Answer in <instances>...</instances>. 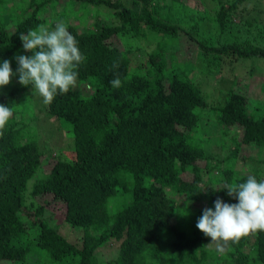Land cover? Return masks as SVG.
Returning <instances> with one entry per match:
<instances>
[{"label": "trees", "instance_id": "16d2710c", "mask_svg": "<svg viewBox=\"0 0 264 264\" xmlns=\"http://www.w3.org/2000/svg\"><path fill=\"white\" fill-rule=\"evenodd\" d=\"M215 1L219 8L208 17L185 0H0V64L9 60L15 72V57L31 55L20 34L60 21L86 58L76 89L51 104L21 85L18 74L0 87V104L13 111L0 136V264H98L100 249L114 243L116 255L105 264H264V231L219 252L196 227L218 197L238 202L228 184L249 175L264 180V167L249 174L236 168L249 158L241 155L245 146L256 148L264 164V112H254L234 86L210 103L191 77L196 61L185 67L166 55L174 39L188 38L199 48L196 58L219 73L264 57L256 44L264 24L245 0ZM91 9L101 18L89 24ZM207 20L217 37L202 31ZM133 38L154 42V50L133 61ZM117 77L121 86L114 88ZM229 77L239 84L237 74ZM209 114L220 143L227 129L237 132L222 158L205 146L210 122H200ZM46 133L60 142L50 143ZM195 202H205L203 209ZM52 220L79 232L76 241Z\"/></svg>", "mask_w": 264, "mask_h": 264}, {"label": "clouds", "instance_id": "9594fccd", "mask_svg": "<svg viewBox=\"0 0 264 264\" xmlns=\"http://www.w3.org/2000/svg\"><path fill=\"white\" fill-rule=\"evenodd\" d=\"M20 40L23 49L31 55L15 57L18 64L15 72L9 60L0 64V87L10 84L11 78L18 74V82L23 86L31 85L46 105L57 95L76 89L79 68L86 58L66 23L38 25L26 34L21 33ZM110 83L114 88L121 86L119 77ZM12 117L11 107L0 104V136ZM225 189L238 202L225 203L218 197L214 209L204 208L196 223L197 229L210 237L219 252H224L230 242L236 243L242 237L264 231V180L249 175L245 182L228 184Z\"/></svg>", "mask_w": 264, "mask_h": 264}, {"label": "rangeland", "instance_id": "374dc122", "mask_svg": "<svg viewBox=\"0 0 264 264\" xmlns=\"http://www.w3.org/2000/svg\"><path fill=\"white\" fill-rule=\"evenodd\" d=\"M229 0H223L224 2H227ZM185 2L191 6V7H200L207 10L208 17H212L215 10L219 8V4L215 0H185ZM203 4V5H202ZM243 6L249 9V12L251 13V16H254L257 20H260L258 23L264 24V0H245L243 3ZM253 6V10H252ZM253 11V13H252ZM101 18L100 15H95L94 9H91L89 16H88V23H92L95 19V17ZM195 16V15H194ZM193 16V17H194ZM197 19L198 22H201L200 19ZM69 22L71 24L77 23V19L75 18V15L68 18ZM207 27L205 29H202L203 32H206L207 35L211 34L217 37L218 28L214 24V21H208L207 20ZM255 24V23H254ZM260 31V30H259ZM262 34H264V30L262 29ZM197 35V34H196ZM195 35V36H196ZM229 36V35H228ZM264 36V35H263ZM225 35H220L219 38L223 41ZM198 38H203L202 36L198 35ZM227 38V37H226ZM185 39V40H184ZM182 38V41H178L177 39H174L170 45H168L167 49V56L170 57L171 60H173L172 55H174L175 61L180 62L185 67H192V62L196 61V69H193L191 72V77L198 81L201 88L204 89V94L206 98L211 102H216L219 100L222 94H226V91L231 87L234 86V90L241 92L245 94V96H248L249 101L251 102L250 106H254V112H264V57H252L250 59L245 60L243 63H239L233 66L230 65H224V68L219 73L217 71V68L213 63H209L210 66H207L206 61L208 59L203 58H196L197 53L199 52V48H197L196 44L194 45V41H190L188 38ZM181 40V39H180ZM131 46H129L131 50V57L133 58V61H140L143 58V55L145 52H150L154 50L155 44L154 42H146L143 40H139L137 38H133L130 40ZM256 44L260 46H264V40L262 38L259 39V37L256 36ZM117 46L122 48L121 42L118 41ZM173 52V53H172ZM171 54V55H170ZM135 63V62H133ZM251 68V75L248 77L247 70ZM237 74L239 77V84L233 83V80H230V75ZM228 77V78H227ZM237 85V86H236ZM198 111L202 113L208 112L207 108H198ZM42 119L44 118L41 116ZM209 120L210 124L205 127V130L210 132L212 138L209 143H206V138L201 139L203 142H205V146L207 149L211 152L214 157L222 158L227 151L233 147V144L230 142L234 140V137L236 138L237 132H234L235 129H227L226 133H223L224 136H222L221 143L219 142V134L218 129L213 128L211 130V126L216 123L215 121V115L209 114L204 115L201 124L203 122H206ZM49 126H46V129ZM207 134V133H206ZM210 134H207L209 136ZM50 133H46L45 136L48 138L50 143H59L60 140H55L54 136H50ZM239 135V133H238ZM202 136V135H200ZM219 139V140H218ZM52 140V141H51ZM55 147L58 149H61L62 146L59 144H55ZM241 155H244L246 157H249L246 160H242L241 158L238 160L236 168L244 173L249 174L252 173V170L254 168H262L264 167L263 163H258L255 158L256 157V148H253V146H245L241 150ZM264 170V169H263ZM188 178H191V174H185ZM205 202H195L191 206L194 207V209H203ZM53 224L57 225V220H52ZM59 232L67 237L70 241L75 242L76 237L79 235V232L72 230L67 223H61L57 225ZM209 246L212 248H216V245L214 243H211V240L209 241ZM117 252V245L109 244L105 246L104 248L100 249L98 252L97 262L98 264H105L109 259L114 257ZM37 260V259H36ZM35 260V261H36Z\"/></svg>", "mask_w": 264, "mask_h": 264}]
</instances>
